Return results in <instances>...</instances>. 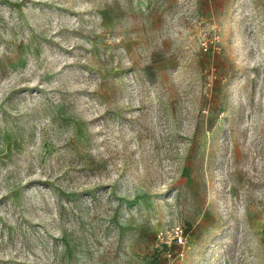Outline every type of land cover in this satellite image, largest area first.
<instances>
[{
  "label": "rangeland",
  "instance_id": "374dc122",
  "mask_svg": "<svg viewBox=\"0 0 264 264\" xmlns=\"http://www.w3.org/2000/svg\"><path fill=\"white\" fill-rule=\"evenodd\" d=\"M0 264H264V0H0Z\"/></svg>",
  "mask_w": 264,
  "mask_h": 264
},
{
  "label": "built area",
  "instance_id": "2783aa9c",
  "mask_svg": "<svg viewBox=\"0 0 264 264\" xmlns=\"http://www.w3.org/2000/svg\"><path fill=\"white\" fill-rule=\"evenodd\" d=\"M203 49H206V45L203 43ZM173 240L174 243L183 244L184 243V237L182 236L181 231L176 232L175 235L172 238L166 237V243L170 244Z\"/></svg>",
  "mask_w": 264,
  "mask_h": 264
}]
</instances>
